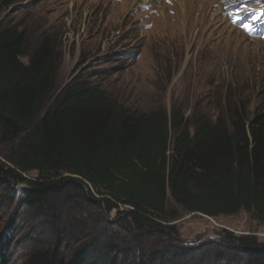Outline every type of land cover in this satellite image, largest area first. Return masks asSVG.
Listing matches in <instances>:
<instances>
[{"label": "rangeland", "instance_id": "rangeland-1", "mask_svg": "<svg viewBox=\"0 0 264 264\" xmlns=\"http://www.w3.org/2000/svg\"><path fill=\"white\" fill-rule=\"evenodd\" d=\"M11 1L5 6L0 0L3 28H26L32 48L46 36L56 41L57 89L76 80L101 84L133 111L168 116L175 109L190 132L195 120L231 116L233 107H244L250 119L264 113V0H233L226 20L215 16L212 1L200 8L186 0L180 8L172 0L161 12L157 0ZM5 154L0 143L2 167ZM1 176L0 252L15 264L31 244L54 240V234L64 255L90 246L110 264H243L247 251L228 235L264 245V221L245 211L203 218L184 211L167 192L175 233L147 230L124 215L106 216L103 205L74 183L42 211L31 210L20 199L27 186Z\"/></svg>", "mask_w": 264, "mask_h": 264}, {"label": "trees", "instance_id": "trees-1", "mask_svg": "<svg viewBox=\"0 0 264 264\" xmlns=\"http://www.w3.org/2000/svg\"><path fill=\"white\" fill-rule=\"evenodd\" d=\"M29 40L26 28L0 25V143L7 163L0 175L27 186L23 205L42 211L74 183L106 216L124 215L147 230L175 233L167 192L203 218L245 211L264 221V113L250 119L244 107H233L228 118L195 120L190 132L175 109L168 116L133 111L101 84L76 80L57 89L56 41L46 36L32 48ZM228 236L247 251L243 264H264V245ZM60 239L54 234L31 244L16 264H110L90 246L64 255ZM0 264L15 263L1 251Z\"/></svg>", "mask_w": 264, "mask_h": 264}, {"label": "bare ground", "instance_id": "bare-ground-1", "mask_svg": "<svg viewBox=\"0 0 264 264\" xmlns=\"http://www.w3.org/2000/svg\"><path fill=\"white\" fill-rule=\"evenodd\" d=\"M174 1V3L175 4H179V7L181 8L182 6H185L186 5V0H183V2L181 1V0H173ZM190 1V4L192 3L193 4V2H196L197 4H199L200 5V8L202 7V6H204V5H206L205 3H208V2H210V1H212V3H215V6H217V10H216V15L215 16H219L220 14H223V13H225V11L227 10V8H228V6H226L225 5V7L223 6L224 4L223 3H221V1H228V0H189ZM165 3H166V0H157V2H156V5H158V10L161 12V11H163L165 8H166V5H165ZM219 4V5H218ZM197 6V5H196ZM185 8H186V6H185ZM203 8H205V6L203 7ZM222 16V15H221ZM225 20H226V18L224 17V16H222ZM227 17H228V15H227ZM227 22H228V20H227ZM228 24H229V26L230 27H232L231 25H230V23L228 22ZM233 28V27H232ZM234 30V29H233ZM240 31V30H239ZM238 30L237 31H233L234 33H235V35L237 34L238 35V38H239V41L240 42H242L241 40H242V38H241V36H244V34L240 31L239 32ZM246 45H248V44H246Z\"/></svg>", "mask_w": 264, "mask_h": 264}, {"label": "clouds", "instance_id": "clouds-1", "mask_svg": "<svg viewBox=\"0 0 264 264\" xmlns=\"http://www.w3.org/2000/svg\"><path fill=\"white\" fill-rule=\"evenodd\" d=\"M172 0H170V2H171ZM221 3H223L224 5V7H225V5L226 6H228V8H229V5L230 4H232V3H236L235 1H231V0H228V1H221ZM166 5L168 4L167 2L165 3ZM238 4V3H237ZM144 5V4H143ZM219 5V4H218ZM216 8H217V6H215ZM144 8V7H143ZM228 8H227V10L225 11V13H223V14H221L222 16H224L226 19H227V15L228 16H230L232 13H228ZM230 10L232 11V7H230Z\"/></svg>", "mask_w": 264, "mask_h": 264}, {"label": "snow or ice", "instance_id": "snow-or-ice-1", "mask_svg": "<svg viewBox=\"0 0 264 264\" xmlns=\"http://www.w3.org/2000/svg\"><path fill=\"white\" fill-rule=\"evenodd\" d=\"M244 2L246 3L247 2V0H244ZM245 28H246V30H248L249 32H251L252 31V29L248 26V25H245Z\"/></svg>", "mask_w": 264, "mask_h": 264}, {"label": "built area", "instance_id": "built-area-1", "mask_svg": "<svg viewBox=\"0 0 264 264\" xmlns=\"http://www.w3.org/2000/svg\"><path fill=\"white\" fill-rule=\"evenodd\" d=\"M133 54V53H132Z\"/></svg>", "mask_w": 264, "mask_h": 264}]
</instances>
